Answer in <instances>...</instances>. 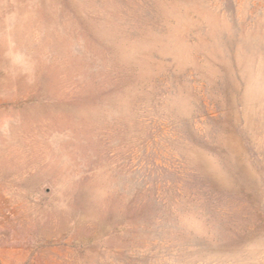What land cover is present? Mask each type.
<instances>
[{"label": "rangeland", "instance_id": "rangeland-1", "mask_svg": "<svg viewBox=\"0 0 264 264\" xmlns=\"http://www.w3.org/2000/svg\"><path fill=\"white\" fill-rule=\"evenodd\" d=\"M0 264H264V0H0Z\"/></svg>", "mask_w": 264, "mask_h": 264}]
</instances>
